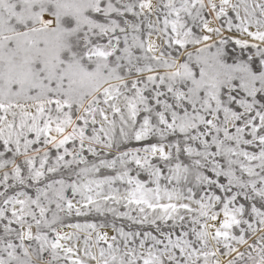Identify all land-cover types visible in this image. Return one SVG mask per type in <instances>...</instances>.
Returning a JSON list of instances; mask_svg holds the SVG:
<instances>
[{
    "label": "snow or ice",
    "instance_id": "1",
    "mask_svg": "<svg viewBox=\"0 0 264 264\" xmlns=\"http://www.w3.org/2000/svg\"><path fill=\"white\" fill-rule=\"evenodd\" d=\"M0 264H264V0H0Z\"/></svg>",
    "mask_w": 264,
    "mask_h": 264
}]
</instances>
